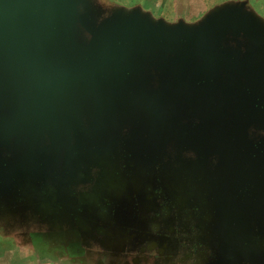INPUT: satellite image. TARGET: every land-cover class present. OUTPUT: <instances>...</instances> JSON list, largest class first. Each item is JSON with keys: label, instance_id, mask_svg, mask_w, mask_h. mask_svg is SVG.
Segmentation results:
<instances>
[{"label": "water", "instance_id": "1", "mask_svg": "<svg viewBox=\"0 0 264 264\" xmlns=\"http://www.w3.org/2000/svg\"><path fill=\"white\" fill-rule=\"evenodd\" d=\"M245 4L167 24L98 0H0V201L24 206L8 216L60 231L83 205L87 229L91 188L119 202L163 166L211 186L238 255L264 251V20Z\"/></svg>", "mask_w": 264, "mask_h": 264}, {"label": "rangeland", "instance_id": "2", "mask_svg": "<svg viewBox=\"0 0 264 264\" xmlns=\"http://www.w3.org/2000/svg\"><path fill=\"white\" fill-rule=\"evenodd\" d=\"M195 1L204 6L202 13L213 6L246 2V9L264 20V0ZM118 166L126 172L128 180L133 178L132 167ZM147 170L151 178L141 182L139 191L130 186L124 188L119 202L113 195L104 196L99 189L91 188L88 195L91 214L87 219L91 227L87 229L77 225L85 212L83 205H76L57 231L49 223H26L20 218L14 221L8 216L9 210L24 206L19 199H14L16 205L2 199L0 264H264L263 250L257 251L256 258L247 260L225 241L230 236L221 230L218 199L211 186L204 187L203 180L201 188L190 185L175 178V173L174 181L169 180L163 166ZM118 175V171L114 172V176Z\"/></svg>", "mask_w": 264, "mask_h": 264}, {"label": "crops", "instance_id": "3", "mask_svg": "<svg viewBox=\"0 0 264 264\" xmlns=\"http://www.w3.org/2000/svg\"><path fill=\"white\" fill-rule=\"evenodd\" d=\"M101 5L107 9H137L148 14L152 19L161 20L167 24H175L179 21L185 24H196L205 16L206 12L215 7L213 6L202 13L204 6L201 4L200 7L195 0H104ZM190 10L193 12L191 16H188ZM198 14H200L199 17H197Z\"/></svg>", "mask_w": 264, "mask_h": 264}, {"label": "bare ground", "instance_id": "4", "mask_svg": "<svg viewBox=\"0 0 264 264\" xmlns=\"http://www.w3.org/2000/svg\"><path fill=\"white\" fill-rule=\"evenodd\" d=\"M164 169V168H163ZM159 172V171H158ZM165 172V171H164ZM166 173H168V172H166ZM170 174H172V173H170ZM169 174V175H170ZM163 175V174H162ZM161 175V176H162ZM173 175V174H172ZM171 176V175H170ZM163 177V176H162ZM165 177V176H164ZM160 178V177H159ZM175 179V178H174ZM174 179H173V181H174ZM162 180V179H161ZM161 182V181H160ZM147 184V183H146ZM162 184V183H161ZM174 186V185H173ZM158 188V187H157ZM189 188V187H188ZM152 189V188H151ZM172 189V188H171ZM47 190L52 194L53 193V191L49 188V186H47ZM102 193V192H101ZM207 193V192H206ZM175 197V196H174ZM179 199V198H178ZM183 199H185V198H183ZM106 200V199H105ZM156 201V200H155ZM180 201V200H179ZM201 203V202H200ZM205 203V202H204ZM60 204H63V203H60ZM105 204V203H104ZM215 207V206H214ZM102 209V208H101ZM214 209H216V207L214 208ZM135 210V209H134ZM143 210H146V208H144ZM187 212H189V211H187ZM168 213V212H167ZM111 214V213H110ZM155 214V213H154ZM157 214V213H156ZM185 215V214H184ZM192 215V214H191ZM200 216V215H199ZM118 218V217H117ZM113 221V220H112ZM119 222V221H118ZM122 222V221H121ZM150 227V226H149ZM143 231H144V229H143ZM48 242V241H47ZM92 243V242H91ZM94 244V243H93ZM92 245V244H91ZM95 245V244H94ZM209 251V250H208Z\"/></svg>", "mask_w": 264, "mask_h": 264}]
</instances>
